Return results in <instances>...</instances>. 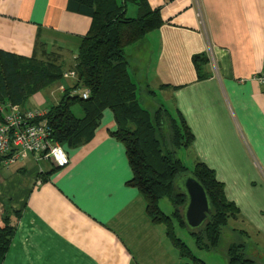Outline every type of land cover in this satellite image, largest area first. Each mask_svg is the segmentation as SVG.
Here are the masks:
<instances>
[{
	"label": "crops",
	"instance_id": "0c3cea01",
	"mask_svg": "<svg viewBox=\"0 0 264 264\" xmlns=\"http://www.w3.org/2000/svg\"><path fill=\"white\" fill-rule=\"evenodd\" d=\"M145 2L158 10L161 25L123 51L130 81L139 87L137 100L142 108L153 101L181 115L193 136L181 149L184 156L192 168L203 163L213 171L238 211L226 226L229 244L253 238L256 250L243 245V252L261 264L264 88L255 78L264 71V0ZM128 4L125 15L130 10L129 18H136L137 7ZM66 5L0 0V51L39 58L41 44L68 75L27 97L22 111L47 112L76 82V54L91 21ZM204 55L205 76L198 78L193 59ZM3 115L0 105V122ZM115 130L112 112L103 110L88 142L62 147L68 157L63 168L47 159L5 164L0 158V218L4 206L14 213L1 264H181L164 226L151 222L140 193L127 185L132 174L123 145L110 135Z\"/></svg>",
	"mask_w": 264,
	"mask_h": 264
},
{
	"label": "trees",
	"instance_id": "16d2710c",
	"mask_svg": "<svg viewBox=\"0 0 264 264\" xmlns=\"http://www.w3.org/2000/svg\"><path fill=\"white\" fill-rule=\"evenodd\" d=\"M128 3L137 7L136 18L125 16ZM66 8L91 21L76 54V82L62 93L56 105L31 124L45 122L51 142L72 148L90 140L103 110L109 109L116 123V130L110 135L123 145L132 174L127 185L140 193L151 222L164 226L181 264H204L175 235V229L186 231L197 250L214 252L220 245L222 230L237 217L238 211L225 199L223 186L212 170L196 163L189 171L177 158V152L193 140L181 115L172 116L161 106L150 113L137 100L139 87L130 81L123 51L161 25L158 10H150L145 0H67ZM40 47L44 53L41 51L39 58L0 51L2 109L7 104L20 107L27 97L62 78L63 67L58 58L46 53L43 45ZM207 63L205 55L193 59L198 78L205 76L200 69ZM83 91L87 92L85 99L81 96ZM75 105L80 108L81 118L71 111ZM187 174L203 187L210 205V213L195 230H188L184 223L181 209L185 196L176 187L177 178ZM161 200L171 204L169 215L159 209ZM12 215L4 206L0 218V264L14 233ZM225 257L227 264H256L245 257L241 244L229 245Z\"/></svg>",
	"mask_w": 264,
	"mask_h": 264
},
{
	"label": "built area",
	"instance_id": "2783aa9c",
	"mask_svg": "<svg viewBox=\"0 0 264 264\" xmlns=\"http://www.w3.org/2000/svg\"><path fill=\"white\" fill-rule=\"evenodd\" d=\"M261 36L264 41V29ZM64 78H68V75L65 74ZM255 81L264 88V71L255 78ZM81 96L85 99L87 92L83 91ZM2 111L4 115L0 123V158L5 164L27 157L47 159L57 168H63L68 164L67 154L61 145L49 140L46 123L31 124L44 113L22 111L10 104Z\"/></svg>",
	"mask_w": 264,
	"mask_h": 264
},
{
	"label": "rangeland",
	"instance_id": "374dc122",
	"mask_svg": "<svg viewBox=\"0 0 264 264\" xmlns=\"http://www.w3.org/2000/svg\"><path fill=\"white\" fill-rule=\"evenodd\" d=\"M128 5H130V4H128ZM131 7L132 6H129V9H131ZM125 16L128 18H129V16H132L130 10ZM63 77H64V75H63ZM49 87H52V86H49ZM142 91H144L145 94H147V92L145 90H142ZM143 106H144V108L149 110L150 113L153 112L154 110H156V108H157L154 105L153 101L146 102L143 104ZM71 111H72L74 116H76V117L81 116L80 108L77 105L73 106L71 108ZM179 152H182V153H179ZM184 153L185 152H183V150H179L176 155L183 162H185L186 167L190 170V169H192V167H191L192 165H190L189 158H188V156L185 157ZM176 187H177V191H179V192L182 191L180 189V184L176 185ZM158 205H159V209L165 215H169L171 213L172 206L167 200H161ZM175 235L178 238H180L186 244V246L191 250V252L193 253V255L196 258L204 261L206 264H223V262L226 261V257H225L226 249L230 245L229 244V242H231L230 240H232V239H230L229 233H227L226 226L222 230V235H221L222 238H221V242H220L219 247L217 248L216 251L211 252V253H206L204 251L197 250L194 246L193 239L187 234L186 231H184V230L179 231L178 229H175ZM234 244H241V245H245V246L248 245V248H251L253 251L256 250V248H257V246L255 245L256 240H253V238H251V239L241 238L238 240L237 243L235 242ZM259 252H260L259 253L260 254L259 263L264 264V250L260 249Z\"/></svg>",
	"mask_w": 264,
	"mask_h": 264
},
{
	"label": "water",
	"instance_id": "95a60500",
	"mask_svg": "<svg viewBox=\"0 0 264 264\" xmlns=\"http://www.w3.org/2000/svg\"><path fill=\"white\" fill-rule=\"evenodd\" d=\"M180 184L185 202L181 215L188 230L198 229L210 213V205L203 187L190 175L179 176L176 185Z\"/></svg>",
	"mask_w": 264,
	"mask_h": 264
}]
</instances>
